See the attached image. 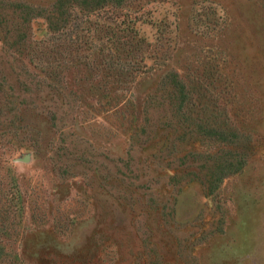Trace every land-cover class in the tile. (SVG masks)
I'll use <instances>...</instances> for the list:
<instances>
[{"label":"rangeland","instance_id":"obj_1","mask_svg":"<svg viewBox=\"0 0 264 264\" xmlns=\"http://www.w3.org/2000/svg\"><path fill=\"white\" fill-rule=\"evenodd\" d=\"M82 1L0 0V264H264V0Z\"/></svg>","mask_w":264,"mask_h":264},{"label":"trees","instance_id":"obj_2","mask_svg":"<svg viewBox=\"0 0 264 264\" xmlns=\"http://www.w3.org/2000/svg\"><path fill=\"white\" fill-rule=\"evenodd\" d=\"M104 2H105V0H95V2H93V5H91V7H92L93 9H98L100 6L103 5ZM81 4L83 5V10H84V6H86V7H87V6H90L88 0H83V1L80 3V6H81ZM92 8H91V9H92ZM87 9H89V7H88ZM46 19H47V20H49V19L51 20L52 17H51V16H47ZM50 29H51L52 32L55 31V30H53L52 27H50Z\"/></svg>","mask_w":264,"mask_h":264},{"label":"water","instance_id":"obj_3","mask_svg":"<svg viewBox=\"0 0 264 264\" xmlns=\"http://www.w3.org/2000/svg\"><path fill=\"white\" fill-rule=\"evenodd\" d=\"M23 162H28L29 161V156H25L24 159L22 160Z\"/></svg>","mask_w":264,"mask_h":264}]
</instances>
